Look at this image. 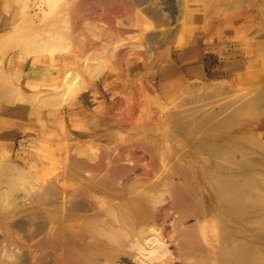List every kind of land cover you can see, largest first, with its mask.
<instances>
[{
	"label": "rangeland",
	"instance_id": "rangeland-1",
	"mask_svg": "<svg viewBox=\"0 0 264 264\" xmlns=\"http://www.w3.org/2000/svg\"><path fill=\"white\" fill-rule=\"evenodd\" d=\"M48 1L0 0V246L22 245L16 231L1 232L4 218L67 212L74 202L101 214L142 192L135 223L164 231L167 247L148 262L264 264V221L243 201L257 188L264 198V0H183L167 14L178 15V27L166 42L149 18L72 16L83 0ZM237 104L250 107L235 113ZM234 163L254 182L249 191L231 182L227 196L220 183L236 180ZM186 167L197 178L178 179ZM39 196L52 204L30 205ZM241 199L245 207H230ZM81 211L55 224L83 239L95 220ZM124 252L136 255L128 245ZM134 259L104 264H141Z\"/></svg>",
	"mask_w": 264,
	"mask_h": 264
},
{
	"label": "bare ground",
	"instance_id": "bare-ground-1",
	"mask_svg": "<svg viewBox=\"0 0 264 264\" xmlns=\"http://www.w3.org/2000/svg\"><path fill=\"white\" fill-rule=\"evenodd\" d=\"M83 1L82 2L79 1L80 4H78V6L77 4H75V6L78 8H76L77 10H73L74 12L75 11L80 12L79 14H82V15H85L87 13L86 15L88 16V14L91 12L93 13V12L102 10L105 13V19L107 20L109 18L106 17V14H112V13L115 15L120 14V13H123V14L134 13L135 15L141 18H149V20L151 19L156 25L155 32L154 31L152 32L157 33L158 29L165 28V32L163 33L162 38H161L165 42L172 37V35L174 34V32L177 30V27H178V24H177L178 15L176 14V15L169 17L167 15L168 12L169 11L172 12L173 8H175L177 11H181L183 9V0H83ZM50 3L52 2H50L49 0L48 4ZM75 14L76 12L72 16H76ZM68 16H65L66 18L65 19L63 18L64 20L62 19L64 21V22L62 21V23H64L63 24L64 27L66 26L63 29H67L68 28L67 26L68 25L70 26L69 24L70 21L73 20L72 16L71 17L69 16L71 19ZM67 20H68V23H65L67 22ZM65 31H68V29ZM91 32H93L94 35H97L94 37L96 38L100 37L98 36L100 34L94 33L95 32L94 30ZM155 36L157 38V34ZM149 37H150V34H149ZM145 44H148V43H145ZM106 47L108 48L109 51H113L110 45L106 44ZM144 47L148 48L147 50H150V51L152 50L150 44L144 45ZM196 106L198 107V105ZM249 107H250L249 104H237L233 107V112L237 113ZM222 110H225V108L223 107ZM224 113H226V111H224ZM224 113H221V114L224 115ZM202 115L209 116L210 110L209 111L203 110ZM228 115L229 114L227 113V116ZM234 164H235L234 166L236 168V171L232 174L234 175L233 179H236V180L230 181L229 179V180H226L220 183L222 190L227 196H230L232 193L233 183L231 182L243 183V185L236 184L237 187H240L242 185L241 190L243 191L251 190L252 189L251 184L252 182H254L253 180H250V181L247 180L249 182L247 181L244 182L245 178L248 175L245 169L238 168V167L243 166L245 163H234ZM234 166H231V167H234ZM177 173H179L178 176L180 178L176 176V174L175 176L181 180H185L188 178L194 179V178H197L198 176L191 168H188V167H186L183 170L182 174H180V172H177ZM3 180L6 182V179H3ZM100 185H101V182H100ZM102 186H105V185L103 184ZM123 196L125 195H122L121 197ZM8 197H10V199L5 198L6 201L8 200V202L11 205L13 204L15 206L18 205V197L17 198H15L16 196L14 197L8 196ZM49 198L50 197H47V196L45 197L39 196L37 199L35 197L33 198L31 197L29 199V202H30V205L39 203L40 206H44L46 208L48 204H52V199L46 202V200H48ZM143 198H144V195L142 194V192H139L133 195L126 194V197L121 198L122 200H120L118 204L115 202L116 205L111 204L109 205V207H105L106 209H104L103 213L101 214L99 213L100 211L96 212L98 214L89 213L87 212L88 209L85 208L86 206L85 202H83V204L82 202L81 203L78 202L77 204L76 202L73 201L76 204L73 203L70 206V208L67 210L68 213L64 212V210L63 211L60 210L59 212L57 211L58 209L56 210V212L38 209V210L28 211L29 216H27L28 219L25 221L23 218H26V217H21L22 219L16 220V221H11L14 219L8 220L4 218L2 225H4L5 228H3L1 232L4 229H6L10 235V231H13V230L16 231L19 236V240L22 242V245L19 242L20 243L19 245H21V247H16L15 244L10 245V246H5L7 244L6 242L4 246L2 247L0 246V264H104L106 260H111V261H115L117 259L119 260L122 258V255H128L133 260H135L134 258H137L136 260L138 261L141 260L139 261L141 264H148V263L150 264L151 262L147 261V258H146L148 257L147 255L154 254V253L156 254L158 252L163 253L164 248H167V247L163 246V244L165 243L163 242L164 238H162L163 235L159 234V231H162V230L159 229V231L157 232L155 231L156 228L155 230L154 228H152L155 232L153 231L152 233H150L152 229L151 228L149 229L148 225L147 227L146 225H144V223L150 224V223H147V220L145 222L139 221L143 225L141 224L137 225L135 223L137 221V218L142 214V210L145 205L144 203L138 204L139 201L137 200L143 199ZM14 199H17V200H14ZM243 201L251 203V205H247V206L252 208V215L254 217L257 214L255 218L256 222L264 221V216L260 215L264 213V206H263L264 198H263L262 189H259V188L255 189V197L252 200L249 201V198H243ZM3 202H5V200ZM241 204H242V199L239 200L238 202L231 203L230 207L237 209V207L240 208V207L246 206V205L240 206ZM172 205L176 206V204H172ZM89 206L91 205L88 204V208ZM116 208L117 210H115ZM82 209L84 212L81 211L82 213L79 215H83V220L87 217H94V220H95L94 224H90L88 231L83 230L82 232L83 239H81L79 235L75 233V231L73 230L69 231L70 225L67 228H64L61 225L60 226L57 225L59 223L60 224L63 223L64 221L55 224V221L57 219L59 218L62 219L63 216L69 213H73L72 215H74V213L77 214ZM91 209H96V208L92 207ZM164 210L166 209H163L162 211ZM169 211H170V208H169ZM166 213L168 212L162 213L164 218L167 215ZM209 213L210 212L207 210L204 211L202 217L205 218ZM162 214L158 215L159 219L163 218V217L160 218ZM72 215H70V218ZM100 215H105V218H103ZM200 215L201 213L198 212L197 217H196L198 218V220H200L199 219ZM67 216L69 217V215ZM75 216H73L72 218H75ZM168 216H169V213H168ZM39 217L43 218V220H45L46 222L43 220H42L43 222H41V220H39ZM98 217H101V218H98ZM166 218L168 219L169 217H166ZM167 219H164V220L166 221ZM154 221H153V224L149 226L153 227L154 223L155 224L158 223V221L156 220ZM50 222L54 223L55 228L57 227L58 228L54 229L53 225L51 227ZM161 222H163V220H161ZM175 223H178V221H175ZM154 227L156 226L154 225ZM79 230H77L76 232H80ZM177 233L176 234L178 236L180 235L181 232L180 233L177 232ZM187 233L189 236H191L190 231H188ZM95 236L99 238L97 239L95 238ZM10 237L12 236L10 235ZM88 237L91 238V241H88V242L85 241L86 243H81L82 240H85V238H88ZM67 238L70 241H78L79 244H74L72 247H69V245L66 244ZM125 242L127 244L123 245L122 243H125ZM154 243H156L157 245H155ZM127 245L130 246V249L135 250L136 255L134 254L131 255L127 252H124L125 247ZM11 246L13 247L15 246V247L12 249ZM119 247L123 248V251L120 250L119 252ZM241 255H242V252H241ZM125 264H131V263L129 261H126Z\"/></svg>",
	"mask_w": 264,
	"mask_h": 264
},
{
	"label": "crops",
	"instance_id": "crops-1",
	"mask_svg": "<svg viewBox=\"0 0 264 264\" xmlns=\"http://www.w3.org/2000/svg\"><path fill=\"white\" fill-rule=\"evenodd\" d=\"M123 17H124V18L121 19L123 22H126V20H129V19H132V18H128V17H126V16H123Z\"/></svg>",
	"mask_w": 264,
	"mask_h": 264
}]
</instances>
